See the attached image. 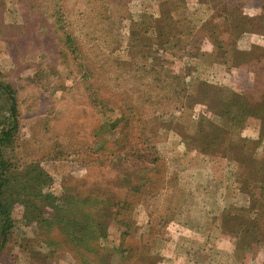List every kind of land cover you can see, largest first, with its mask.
Segmentation results:
<instances>
[{
  "label": "rangeland",
  "instance_id": "374dc122",
  "mask_svg": "<svg viewBox=\"0 0 264 264\" xmlns=\"http://www.w3.org/2000/svg\"><path fill=\"white\" fill-rule=\"evenodd\" d=\"M0 78V264H264V0H0Z\"/></svg>",
  "mask_w": 264,
  "mask_h": 264
},
{
  "label": "trees",
  "instance_id": "16d2710c",
  "mask_svg": "<svg viewBox=\"0 0 264 264\" xmlns=\"http://www.w3.org/2000/svg\"><path fill=\"white\" fill-rule=\"evenodd\" d=\"M5 96L8 99H10V110L9 113H6L5 115L2 116L3 119H9V118H13L14 115L17 114L18 112V107H17V103H16V93L14 91V89L7 83L3 82L0 78V98L2 99V97ZM4 99V97H3ZM94 101L96 100H100V98H98L96 95H94ZM129 114H127L126 116H129ZM250 116L252 117H260V118H264V103H260L258 106H256L254 109L251 110ZM13 128H15V121H14V125H12ZM3 135H5L2 139L4 140H9V138L11 137L10 134V127H8L6 130H4L2 132ZM6 166L3 162V160H0V170L1 169H5ZM262 168H264V163L262 164ZM3 176V173L0 171V216H6V210L8 209L7 205L4 202L5 198H8L9 201L12 203L14 201V198H16L17 194L16 193H20L19 198L23 199L27 196H34L40 200H45L48 203H51V200H53V197L49 196L46 193L40 192V190L38 191V189L42 188L43 186H46V182L44 180L45 175L38 171L35 172L34 168H30L29 166H27L24 169L23 173H20V175L15 174L12 177H1ZM23 176V177H21ZM10 181V183H9ZM25 181H29L28 183H24ZM23 183V184H22ZM9 184V185H8ZM15 184L17 185L18 191H14L12 188V185ZM261 184V189L264 190V179L262 181H260ZM8 185V186H7ZM7 186V187H6ZM19 186V187H18ZM7 191L6 195H4L3 197V192ZM6 196V197H5ZM70 196H75L74 200L70 197L67 198L66 201L68 202H72L73 205L76 203L78 204L79 202H83L85 200V197L82 198V195H70ZM82 198L80 200V198ZM122 203V205L115 211L116 215H118V213H120L121 209L123 207H125V205L128 204L127 201L123 202L120 201ZM70 206V207H59L56 206L54 212H52V216L51 217H47L45 219V221L47 222V229H53V228H58L60 229L59 224H64L66 226H62L64 228L65 231H67V229H73V231L75 232H79L80 234H82V236H84L86 238L87 241H89V239L93 238L94 233H93V225L89 223V219H86V223H82L80 222V220H76V216L77 215H81V213H83L85 211V208L82 207H74V206ZM119 205V204H117ZM129 206V205H127ZM65 216V220L64 217ZM64 220V223H62ZM91 220V219H90ZM60 221V222H59ZM88 221V222H87ZM92 222V221H91ZM59 223V224H58ZM93 223V222H92ZM70 224L73 225V227H70ZM61 227V228H62ZM62 231L65 236H67V232ZM70 237L69 240H73L76 236V233L72 234V233H68ZM68 242V241H67ZM78 243L80 244L79 240ZM71 243H69L70 245ZM78 244V246H79Z\"/></svg>",
  "mask_w": 264,
  "mask_h": 264
}]
</instances>
